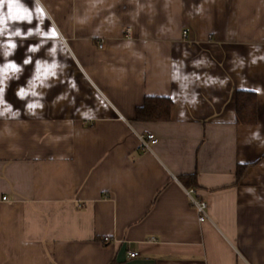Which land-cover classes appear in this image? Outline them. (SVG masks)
Returning a JSON list of instances; mask_svg holds the SVG:
<instances>
[{"label":"crops","instance_id":"1","mask_svg":"<svg viewBox=\"0 0 264 264\" xmlns=\"http://www.w3.org/2000/svg\"><path fill=\"white\" fill-rule=\"evenodd\" d=\"M23 2L43 16L5 5L0 264H264V0ZM149 97L170 120L136 121Z\"/></svg>","mask_w":264,"mask_h":264},{"label":"trees","instance_id":"2","mask_svg":"<svg viewBox=\"0 0 264 264\" xmlns=\"http://www.w3.org/2000/svg\"><path fill=\"white\" fill-rule=\"evenodd\" d=\"M173 102L169 98L149 97L136 110L138 122H166L170 120ZM236 122L240 125H254L257 122V96L254 92L238 91L235 94ZM188 186H195L194 176L182 179Z\"/></svg>","mask_w":264,"mask_h":264},{"label":"snow or ice","instance_id":"3","mask_svg":"<svg viewBox=\"0 0 264 264\" xmlns=\"http://www.w3.org/2000/svg\"><path fill=\"white\" fill-rule=\"evenodd\" d=\"M5 5L7 6V20H11L13 22L15 21H27L29 23H31L32 19H33V11L38 12L40 14V16H43V10L40 9L37 5H33V9L29 10L27 8V6L24 4L23 0H0V36H2L4 34V31L7 27V22L5 19ZM21 8L24 9V12H26L27 14L25 15L23 12H21ZM42 22V20H41ZM37 31H39V29L37 28ZM31 33V29L29 30V34ZM50 34L51 37H56L57 36V32L55 31V29H50V32L47 33ZM14 35L19 36L20 32L17 31L14 33ZM12 47H15V45H12ZM32 51H35V49H31ZM54 51V50H53ZM29 60H25L24 63L27 64L29 63ZM52 67H55V64L52 65ZM8 68L12 69L13 71H18V68L16 66V64L14 63H10L8 64ZM45 74L47 75V70L45 72ZM52 75H55V73H51ZM3 83V80L0 79V84ZM3 92L4 89L2 87H0V103H3ZM20 96H24L25 93L23 91H21L19 93ZM37 107V105L35 104H30L29 108H35ZM10 110V109H8ZM3 112L0 111V115H2ZM13 115H15V113H13Z\"/></svg>","mask_w":264,"mask_h":264},{"label":"built area","instance_id":"4","mask_svg":"<svg viewBox=\"0 0 264 264\" xmlns=\"http://www.w3.org/2000/svg\"><path fill=\"white\" fill-rule=\"evenodd\" d=\"M184 35H186V33H184ZM100 48H102V45H100ZM140 141H141V146L144 149H149L152 145H155L157 143V139L152 134L141 135ZM186 192H187V195L190 197L192 204L196 209V212L198 213L199 221L200 222L206 221L207 209H208L207 203L203 201L202 199H199L198 197L195 196V190L193 188L187 189ZM105 241L108 242L109 240L106 238ZM138 256L139 254L137 252L129 253L130 258H136Z\"/></svg>","mask_w":264,"mask_h":264}]
</instances>
